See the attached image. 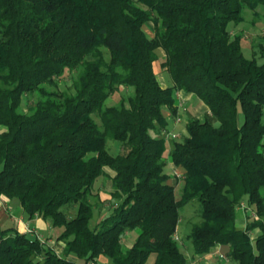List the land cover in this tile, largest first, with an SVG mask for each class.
Returning a JSON list of instances; mask_svg holds the SVG:
<instances>
[{
  "label": "trees",
  "instance_id": "16d2710c",
  "mask_svg": "<svg viewBox=\"0 0 264 264\" xmlns=\"http://www.w3.org/2000/svg\"><path fill=\"white\" fill-rule=\"evenodd\" d=\"M261 5L0 0V196L60 229L54 245L0 226V264H103V256L104 264H146L152 254L153 264H198L219 246L235 264H264V62L248 57L243 34L232 32L247 8ZM157 49L171 86L160 83ZM259 49L264 57V36ZM74 71L72 91L53 88ZM125 88L133 91L106 103ZM179 91L209 112L190 118L169 146L161 134L178 114ZM108 139L120 150L111 152ZM168 152L182 170L179 197L165 171ZM104 176L114 204L91 225L90 195ZM195 198L202 217L188 255L175 233ZM244 201L252 214L240 227Z\"/></svg>",
  "mask_w": 264,
  "mask_h": 264
},
{
  "label": "rangeland",
  "instance_id": "374dc122",
  "mask_svg": "<svg viewBox=\"0 0 264 264\" xmlns=\"http://www.w3.org/2000/svg\"><path fill=\"white\" fill-rule=\"evenodd\" d=\"M146 31L149 33V35H154L155 25L152 21H149L148 24L145 26ZM232 32L233 33H242L243 34V50L245 54L248 57H255L259 63L264 62V57L262 56V52L259 49V44L263 41L264 36V6H258L256 8H247L244 11V21H242L238 25L232 26ZM157 53L160 56L159 60L156 62V69L158 72V75L160 77V83L164 86H171L173 85V81L171 79V76L168 71L164 69L162 66V62L164 61L166 55L162 53V49H157ZM77 71L74 72H67L62 78L58 79V85L54 86L53 88H57L59 90H67L72 91L73 90V78L76 75ZM133 91L132 88H125L122 89L119 92L113 93L109 99L106 101L107 104H117L120 99H122L124 96L130 94ZM197 109V108H196ZM194 107L190 109H186L182 113H178L175 117H170V124L171 126H168L169 131H172L174 133H177L179 136L176 138H171L181 140L183 137L187 134L186 129V123L190 118L193 117H200L204 119L205 115L208 112L205 113H196V110ZM180 118V129L176 128L174 126V122H176V119ZM218 124V122H217ZM0 129L2 127L0 126ZM178 129V130H177ZM181 132V134L178 133ZM172 144V141L170 142ZM169 143V146L171 145ZM108 148L111 152L116 153L118 150H120L119 142L108 139L107 142ZM110 172V168L105 167ZM175 170V169H174ZM174 170L167 164L165 171L174 176ZM178 172L182 175V170L178 169ZM182 177H177L176 179V195L177 197L180 196V187L182 184ZM112 188V182L111 179L108 176L100 177L97 179L94 185L93 194L90 195V200L94 204V216L91 220V225H95L96 221L100 220L102 216L107 214L109 212V209L113 206L114 201L111 199V191ZM17 200V199H16ZM18 201V200H17ZM251 210V209H250ZM242 210L241 208H238V221L239 226L244 227L245 223L248 219V212L251 213V211ZM73 210L72 212H74ZM201 205L200 201L195 198L188 202V204L184 205L180 210V222L178 226V231L175 233V238L178 240V242L181 245V248L183 251H185L188 255L192 254V244L191 240L189 239V234L191 232L192 226L195 223H198L201 221ZM134 232H138V230H134ZM30 237H35L32 233H29ZM256 235V234H255ZM45 238V237H44ZM49 238H45V240H48ZM57 241V238L55 239V243ZM225 247L219 249H215L212 253L208 254L206 257L203 256L201 258H198L196 262L198 264H235L228 255V252L224 251ZM223 254V256H221ZM155 260V254H152V256L149 257L146 264H153ZM193 260V259H192ZM192 260L190 261V264H192Z\"/></svg>",
  "mask_w": 264,
  "mask_h": 264
},
{
  "label": "crops",
  "instance_id": "0c3cea01",
  "mask_svg": "<svg viewBox=\"0 0 264 264\" xmlns=\"http://www.w3.org/2000/svg\"><path fill=\"white\" fill-rule=\"evenodd\" d=\"M148 24V23H147ZM162 53H164L162 51ZM160 80V77H159ZM177 103H178V113H182L187 108H197L196 113H205L209 112L208 107L197 97H195L193 94H187L183 91H179L176 93ZM165 113L169 115V109L165 108ZM174 126L178 129H180V123H173ZM171 126V125H169ZM177 129V130H178ZM1 131V129H0ZM173 131V130H172ZM179 134L181 132L178 131ZM172 139L170 138L168 142L170 143ZM171 144V143H170ZM171 146V145H170ZM167 164L174 170V169H180L175 168L174 163L172 162V159L170 157L169 152L167 153ZM109 168V167H107ZM105 170H107L105 168ZM108 172V171H107ZM111 176L115 174V172L110 168V172H108ZM176 178L172 177L170 178V182H175ZM112 182V180H111ZM239 212V211H238ZM0 226L2 227H16L23 233H31L28 231V229H33L35 232L32 234L36 236V234H40L41 236L45 238H49L48 241L51 244H56L55 239L58 238L60 234V229L54 228L51 225V222L43 219L41 216L36 215L34 218H28L27 214L21 207L20 203L17 200L9 199L3 195L0 196ZM137 235V232L131 231L127 233V235L124 238V244L127 247H131L133 245V242L135 240V237ZM60 243V242H59ZM61 249L58 244L56 246V249ZM222 246L217 247L216 249L221 250ZM208 255V254H207ZM206 255V256H207ZM205 256V257H206ZM100 262L107 263L108 259L106 257H100Z\"/></svg>",
  "mask_w": 264,
  "mask_h": 264
},
{
  "label": "built area",
  "instance_id": "2783aa9c",
  "mask_svg": "<svg viewBox=\"0 0 264 264\" xmlns=\"http://www.w3.org/2000/svg\"><path fill=\"white\" fill-rule=\"evenodd\" d=\"M179 120H180V118H177L176 119V123H179ZM161 135L164 136L167 140H169L170 138H176V137L179 136L177 133H174V132L169 131L167 129L163 130ZM174 176H175V178H177V177H181L182 175L178 172V169H175L174 170ZM240 208L242 210H245V209L247 211L250 210V208L247 206L245 201L241 203ZM28 231L31 232V233L35 232L33 229H28ZM36 236H38V238L40 240H42V241L45 240V238L43 236H41L40 234H38V233L36 234ZM221 256H223V254H221ZM89 264H95V263L94 262H90Z\"/></svg>",
  "mask_w": 264,
  "mask_h": 264
}]
</instances>
